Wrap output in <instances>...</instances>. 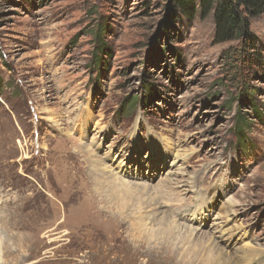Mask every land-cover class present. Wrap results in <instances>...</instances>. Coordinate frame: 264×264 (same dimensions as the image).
<instances>
[{"label": "rangeland", "instance_id": "rangeland-1", "mask_svg": "<svg viewBox=\"0 0 264 264\" xmlns=\"http://www.w3.org/2000/svg\"><path fill=\"white\" fill-rule=\"evenodd\" d=\"M175 1L0 0V264H160L164 244L140 245L133 215L82 227V205L109 211L90 158L156 190L160 212L211 232L236 264L264 256V13L245 46L214 44L212 16ZM141 213L147 229L164 215Z\"/></svg>", "mask_w": 264, "mask_h": 264}, {"label": "bare ground", "instance_id": "bare-ground-1", "mask_svg": "<svg viewBox=\"0 0 264 264\" xmlns=\"http://www.w3.org/2000/svg\"><path fill=\"white\" fill-rule=\"evenodd\" d=\"M90 165L92 166V169L95 172V175L91 177L92 178L91 183H93V187H94L93 194L92 193L91 194L94 197V200L100 199L98 201L99 204L101 202L105 203L108 206L109 211L108 212L102 211L96 208L94 205L92 204L90 205L89 202H88L89 205H86L87 208H85V205H82L81 207L78 208V212L80 213L79 215L84 216L83 219L85 220V224L82 227L85 228L94 227L95 226V223L93 222L94 217H99V219L103 220L102 217L105 216L107 219L106 221L113 224H117V222H115L114 220V216H115L114 213H117L120 216L133 215V218L128 220V225L131 226L132 229L138 231L137 238H139L141 241L140 245H142V243H148L150 241H153V243L161 241V243L164 244L161 251L162 253H164L165 250L166 255L164 256L163 259H161V261L159 260L160 264H164V263L167 264L169 261L174 260V254H172V252L169 251L170 248H172L173 242H177L178 244L181 245L179 255L181 257L182 264L183 263L191 264L193 261L196 264H236L234 260L230 259L227 256V254L223 253L222 249H220L217 246L218 244L216 240L213 238L215 236H213L211 232L209 234L208 233L204 234V233H199V230L196 232L195 230L190 229L189 227L184 228L183 225L180 226L181 223L180 224L176 223L177 221H175L176 220L175 216L172 217V215L169 214L167 215V217L169 216L168 219L165 216V212H160L156 208L158 206L159 201L157 200V196H156L157 191L155 189L154 192L156 193L154 194V192H152V188H149L145 185L139 186L137 185V183L132 184L125 180L124 181L120 180V178L116 177V175L107 171V167L105 163L103 164L99 159L90 158ZM171 181L172 180H167L165 183L160 185L159 190H163L164 195H165V190L172 189L174 187L171 185L173 184V182L170 183ZM78 195H79V190H74L70 193V198H67L68 201L67 200L66 201L69 203L70 201H73L75 199V196ZM79 197H81V195ZM169 197L170 194L168 193L167 199ZM50 208L51 207L48 205L45 207L34 206L33 211L28 216L29 221L36 222L38 219H45L50 217L49 214ZM143 208L152 209L154 211L153 213L154 218L164 213L161 220L155 225L157 226L156 228L154 226H151V228L147 229L146 218H148V216L142 215L141 211L144 210ZM203 213H204L203 210L196 212L194 218L196 216L202 217ZM225 214L227 215V213ZM16 229L25 232L26 230L33 232L34 224L27 223L26 220L24 221L19 220ZM183 230L184 232L182 233ZM16 237L18 238L17 239L18 247L24 248L23 242H25L24 239L26 238V236L19 233L16 235ZM3 245H4V240L0 232V256L2 253ZM245 247L248 250H253V249H249L250 246H245ZM31 249L36 250L37 248L33 247ZM241 252H242L241 255L236 256L238 259L237 264H264V258H263L264 256H259L260 252L257 251L256 249H254V251H246L245 249L244 251ZM225 257L227 258L225 259Z\"/></svg>", "mask_w": 264, "mask_h": 264}, {"label": "trees", "instance_id": "trees-1", "mask_svg": "<svg viewBox=\"0 0 264 264\" xmlns=\"http://www.w3.org/2000/svg\"><path fill=\"white\" fill-rule=\"evenodd\" d=\"M176 8L188 19L197 14L204 20L212 16L214 44L250 40L249 19L264 13V0H176Z\"/></svg>", "mask_w": 264, "mask_h": 264}]
</instances>
